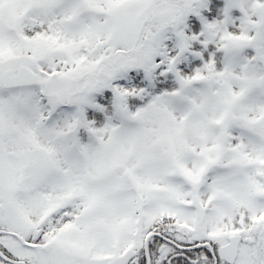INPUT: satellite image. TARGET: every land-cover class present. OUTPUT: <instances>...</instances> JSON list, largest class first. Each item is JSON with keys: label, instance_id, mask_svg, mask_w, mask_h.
Instances as JSON below:
<instances>
[{"label": "snow or ice", "instance_id": "6c2138e0", "mask_svg": "<svg viewBox=\"0 0 264 264\" xmlns=\"http://www.w3.org/2000/svg\"><path fill=\"white\" fill-rule=\"evenodd\" d=\"M0 264H264V0H0Z\"/></svg>", "mask_w": 264, "mask_h": 264}]
</instances>
